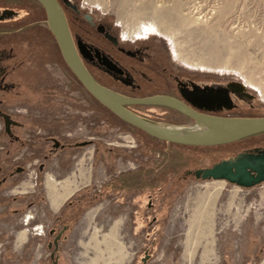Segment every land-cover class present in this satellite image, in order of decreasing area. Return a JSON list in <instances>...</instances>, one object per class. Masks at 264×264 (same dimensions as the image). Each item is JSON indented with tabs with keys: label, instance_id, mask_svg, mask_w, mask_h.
<instances>
[{
	"label": "rangeland",
	"instance_id": "rangeland-1",
	"mask_svg": "<svg viewBox=\"0 0 264 264\" xmlns=\"http://www.w3.org/2000/svg\"><path fill=\"white\" fill-rule=\"evenodd\" d=\"M78 1L111 16L124 34L132 38L149 37L152 43L165 48L177 65L198 73H210L215 81L227 83L231 92L245 98L242 99L245 105H251L250 109L245 107V113L264 115V0ZM174 3L176 8H170ZM187 6L192 7L189 14V10L183 9ZM12 12H18L20 16L6 18L8 22L0 21V28H9L6 34H0V48L9 45L18 55L31 58L18 77L22 86H26L19 98H29L28 89L31 88L33 100L40 98L43 95L40 92L49 90L46 83L55 78L65 88H68L67 84L71 86L73 97H78L79 90L85 99L84 113H78L80 119H74L76 121L64 132L69 133V141L85 140L87 143L81 149L71 150L74 156L70 160V167L75 162L73 172L60 180L68 178L73 182H81L80 176L73 177L76 170L81 168L84 171V183L80 185L88 184L82 187L84 191L81 192L89 198L94 190H99L102 183L117 173L131 172L143 165L144 169L149 168L150 178L164 180L166 202V216L159 232L154 235L158 244L148 264H253L258 246L264 249V182L251 188H242L224 180H196L191 172L210 167L226 157L232 158L246 146L245 142L264 145V133L206 149L154 141L103 107L98 112V104L75 76L65 71L67 66L61 61L55 42L50 39L44 26L39 25L45 14L43 7L35 0H0V15L6 17ZM53 89L64 96L56 87ZM11 111L14 113L15 110ZM51 162L47 161L49 167H52ZM186 170H189L188 174ZM38 176L41 177V174ZM47 176L50 177L46 179L53 175ZM210 193L214 194L213 201L204 205L205 197ZM133 195L130 192L117 196L105 193L101 202L84 210L68 233L64 245L60 246L61 258L68 264H79L80 260L83 264L93 258L95 252L89 245L90 237L95 236L96 240L101 241L115 220H120L115 235L117 245L108 249L101 246V256L109 259V264H116L117 261L122 264L126 259L136 258L143 243L147 242L143 239L145 229L132 225V219L128 216L126 228L121 234L123 219H115L124 210L129 212L128 205ZM158 199L156 197L154 201L158 202ZM196 207H204L209 214L207 219L204 215L201 217L200 224L209 226L211 239L200 230H195L197 236L192 239L195 244L191 245V249H194L193 246L196 249L187 259L184 247L188 220ZM43 209L48 210L47 204H44ZM43 209L40 206L33 207V219L28 222L18 221L21 220L20 214L9 216L6 221L0 219V241L24 229L28 234L26 248L21 253V264H26L27 255L33 258L35 247L39 250L35 258H38L39 264L43 262L46 250H42L41 245L48 242V229L53 221L52 218H46ZM110 219L115 220L107 225V230L103 226ZM140 219V215L134 216L135 223L140 222ZM124 234H128L130 241L134 242L133 247L130 241L123 238ZM206 239L211 240L209 247H214V253L207 258L202 255ZM118 252L120 255H117ZM257 253L261 254L260 257L264 256V250ZM10 256L12 260L14 256L8 247L6 253L0 255V263L3 264L5 258ZM11 260L8 264L13 262Z\"/></svg>",
	"mask_w": 264,
	"mask_h": 264
},
{
	"label": "flooded vegetation",
	"instance_id": "flooded-vegetation-1",
	"mask_svg": "<svg viewBox=\"0 0 264 264\" xmlns=\"http://www.w3.org/2000/svg\"><path fill=\"white\" fill-rule=\"evenodd\" d=\"M58 2L64 12L71 35L70 38H72L78 56L89 74L102 86L134 99L153 96L170 97L195 113L203 115H253L245 113V107L250 109L251 105L246 104V106L242 100L245 98L231 92L227 83L215 81L210 73H198L177 65L171 59L168 51L152 43L149 37L132 38L128 34H124L111 16L99 12L97 9L88 8L78 0H58ZM19 16L18 12H12L0 19V21L8 22L6 18L14 19ZM41 20L42 22L40 21L39 25L44 26L51 37L50 39L55 42V38H53L46 25L45 14ZM8 31V27L2 26L0 28V34H6ZM13 49V47L9 48V45L0 48V192L8 193V197L16 199L22 192L30 194L33 191V184L34 186L37 184V176L42 174L44 169H47L46 175H55L52 167H49L47 163L53 157L51 153L36 163H33V161L29 163L23 162L14 156L26 152L31 137L42 136L45 130H54L52 132L55 133L47 137L50 142L48 149L51 152H55L58 149L69 151L74 148L81 149L85 147L87 142L85 140L69 141L67 138L69 133L64 132V130H68L72 126L73 121H76L74 119H80L79 114L84 113L85 99L83 94L79 93L78 90V97H73L70 92L71 86L67 84L68 88L60 89L56 87L64 96L60 95L58 91L56 92L55 89L49 88L48 92H40L39 94L43 95L35 100H33V95L32 98H19L22 92L25 91L26 86H22L18 77L23 67L27 63L29 64L28 61L31 58L18 55ZM60 59L64 63L61 55ZM67 69L65 71L69 72L70 70ZM31 70L33 74L32 67ZM30 91L33 92V89L31 88ZM34 92L37 94L38 91L35 90ZM39 94L36 96L39 97ZM58 94L59 97L57 98ZM92 99L98 104L99 112V109L103 106L93 97ZM70 107L74 111L72 114H69L68 108ZM103 108L106 109L105 107ZM125 108L146 121L162 126L185 127L192 126L195 123L190 116L163 105L128 104L125 105ZM11 109L15 110L14 113ZM108 112L111 113L109 110ZM112 115L115 116L114 114ZM247 143L245 142L246 146L233 155L232 158L239 153L256 154L264 149V145ZM228 158L226 157L225 159ZM74 164L75 162L68 172L62 174L63 176L56 174L54 177L60 176L64 178L65 176H70L73 172ZM149 172V168L146 170L143 165H140L131 172L117 173L115 177L102 183L99 190H94V193L89 198H86V195L81 192L84 191L82 187L88 185L84 184L79 185L57 208H53L50 204L53 210L50 209L44 212L46 218H52L53 220L52 226L48 229L49 240L51 241L48 240L46 244L41 245V249L46 250L42 264H68L66 260L64 261L61 258L59 253L60 246L64 245L68 238V233L77 223L78 216L84 210L101 202L105 193L110 196H117L118 194L129 192L134 193L128 205L129 212L127 213V210H124L123 213L115 217V219H123L119 233L122 234L125 230L127 217L129 216L132 219V225L145 229L143 239L147 242L146 244L143 243V248L136 255V258L126 259L122 264H148L158 244L154 235L159 232L162 220L166 216L164 180L150 178ZM61 178L54 180L51 177L50 179L56 182ZM263 182L261 181L251 187L260 185ZM156 197L159 198L158 202L154 201ZM83 198H86V200L82 201ZM49 203L48 200H44V204H47V206ZM86 203H88L87 206ZM35 206L32 201H28L23 209H20V207L13 208L8 216L20 214L21 219L27 216L31 220L33 219V211L31 209L35 208ZM59 209L61 211L57 212ZM55 213L57 214L54 215ZM135 215L141 216L140 222H134ZM115 219L107 220L103 227L108 230L107 225L111 224ZM18 221L22 220L18 219ZM60 222L61 225H59ZM115 223L114 235H116L120 226V220H115ZM12 228L13 225L9 230L11 231ZM17 235L18 233H14L11 237L7 236L8 238L0 241V247L2 248L0 249V255L2 253L5 254L8 247H10V251L14 256L12 260L11 256L6 257L3 264H8L10 260L13 261L10 264H21V261H23L21 260V253L26 248L27 242L20 243ZM23 235L21 233L19 238L21 239ZM124 235L123 238L130 241L129 235ZM26 239H29L27 233ZM129 244H132L130 246L133 247L134 242L130 241ZM213 249L214 247H212ZM263 250L261 245H259L257 252H262ZM37 251L39 250L35 247L33 258H31L30 254L27 255L26 264H39L38 258H35L38 255L36 254ZM257 252L253 264H263L264 256L260 257L261 254ZM211 253L213 254L214 252ZM81 262L80 260L79 264ZM83 264L92 263L88 259ZM116 264H121V261H117Z\"/></svg>",
	"mask_w": 264,
	"mask_h": 264
},
{
	"label": "water",
	"instance_id": "water-1",
	"mask_svg": "<svg viewBox=\"0 0 264 264\" xmlns=\"http://www.w3.org/2000/svg\"><path fill=\"white\" fill-rule=\"evenodd\" d=\"M44 9L46 25L51 32L58 52L75 79L97 102L112 114L145 134L158 140L182 146L212 147L230 144L264 132L262 116H218L198 114L166 96L134 99L123 96L94 80L83 65L74 47L64 12L58 0H36ZM9 15V14H7ZM5 17L0 15V19ZM128 104H156L176 109L194 119L192 126H162L131 112ZM196 180H224L227 183L249 188L264 181V149L259 153H239L210 167L191 172Z\"/></svg>",
	"mask_w": 264,
	"mask_h": 264
},
{
	"label": "crops",
	"instance_id": "crops-1",
	"mask_svg": "<svg viewBox=\"0 0 264 264\" xmlns=\"http://www.w3.org/2000/svg\"><path fill=\"white\" fill-rule=\"evenodd\" d=\"M46 85L48 86V88H53V87H57V88H65L63 85L61 84L59 80L52 78L51 81L48 83H46ZM30 91V89H28ZM33 92L30 91V98H32ZM57 98L59 97L56 96ZM69 110V114H72L74 111L73 109L68 108ZM54 130H45L44 134L42 136H34L31 137L29 140V146L27 147L26 152L23 153H19L14 155L15 157L19 158L20 161L23 162H32L36 163L40 160H43L44 157H47L50 155V153L52 154V158L50 159L52 162V169H53V174H65L66 172H68V170H70V160L72 158L71 155V151L69 150H64V149H58L57 151H50L49 145L50 142L48 141V136L53 135L54 133L52 132ZM46 170L44 169V171L41 174V177L37 176V184L34 186L33 184V191L30 194H24L25 192H22L21 195L19 197H17L16 199H12L11 197H8L9 194L5 193V192H0V219H3V221L8 220L9 219V213L11 212V210L13 208H17L20 207V209H23L25 207V204L28 201H32L33 204H35L36 206H39L41 204V209H43L42 204H44V200H48V194H47V189L45 186V181H46V177H48L46 175ZM54 175V176H55ZM53 178V176H51ZM55 178H61V177H55ZM53 178V179H55ZM53 210L50 207V204L48 205V210ZM47 211L46 209L42 210ZM21 220L27 222L30 219H28L27 216L23 217ZM26 231H20L17 235V239L20 243H23L26 239ZM23 233V237L20 239L19 235Z\"/></svg>",
	"mask_w": 264,
	"mask_h": 264
},
{
	"label": "bare ground",
	"instance_id": "bare-ground-1",
	"mask_svg": "<svg viewBox=\"0 0 264 264\" xmlns=\"http://www.w3.org/2000/svg\"><path fill=\"white\" fill-rule=\"evenodd\" d=\"M170 8H176V3H174L172 6H170ZM190 8H192V7L187 6V7H184L183 9L189 10L188 11V14H189V13H191ZM83 174H84V171L81 168H78L73 175V177L80 176L81 182H73V181H70L68 178H66V179L60 180V181H58V183H56V182H53L50 178H47L45 181V186H46V189L48 190L47 194H48V199L50 202L49 204H51V206L53 208H57L61 204V202H63V200L72 193V191L74 189H76L80 184L84 183V179H82ZM48 177H50V176H48ZM221 186L222 185H220V187ZM205 198H206V200L204 202V205L206 203L209 205V203L213 201L214 194H211V193L207 194V196ZM203 215L206 216V219L209 218L208 217L209 214L204 210V207H200L199 209H198V207H196L195 210L193 211V213L190 215V218L188 220V228H187V232H186L185 247H184V251H185V255H186L187 259H190V257L192 256V254L195 251L194 249H196L195 246H193L194 249H191V245L195 244L192 239L196 238L197 229L200 230V232H203L202 234L205 235V237L210 238L211 229L209 228V226L207 227L205 224L204 225L200 224V220H201V217ZM115 226H116V223L112 226V228L110 230L111 232L109 231L108 234H105L102 236L101 241L96 240L97 238L95 239L94 235H93L94 237H90L89 245L91 246V248H94V252H95L93 258L89 259L90 263H92V264H109L108 263L109 259L108 260L104 259L103 256H101L102 252L100 250V247L105 246L104 248L108 249V248H111L112 246L114 247L117 245V244L115 245V235H114ZM199 228H201V229H199ZM210 241L211 240L208 241V239H206V242L203 245V252H202L203 257L205 256L207 258L209 255H212L211 252H213V250L209 247ZM117 248H118V246H117ZM118 251H120V250L118 249ZM118 254H119V252L117 253V255ZM109 257H110V255H109ZM111 257L113 258L112 255H111ZM114 260H116V259H114Z\"/></svg>",
	"mask_w": 264,
	"mask_h": 264
},
{
	"label": "trees",
	"instance_id": "trees-1",
	"mask_svg": "<svg viewBox=\"0 0 264 264\" xmlns=\"http://www.w3.org/2000/svg\"><path fill=\"white\" fill-rule=\"evenodd\" d=\"M36 1V0H35ZM37 2V1H36ZM38 3V2H37ZM130 126V125H129ZM132 129H134V130H136V131H138L139 133H141V134H143V135H145V136H147V137H149V138H151L152 140H154V141H157V142H164V141H161V140H158V139H156V138H153V137H151V136H149V135H147V134H145L143 131H141V130H139V129H137V128H135V127H133V126H130ZM264 133V132H263ZM260 134H262V133H260ZM246 139H248V138H246ZM246 139H241V140H246ZM240 140V141H241ZM236 142H239V141H236ZM236 142H233V143H236ZM166 143V142H165ZM170 144V143H169ZM230 144H232V143H230ZM173 145H175V144H173ZM178 146H182V145H178ZM182 147H192V146H182ZM215 147V146H214ZM192 148H198V149H200V148H210V147H192ZM188 171L189 170H186V174H188ZM191 175L193 176V174L191 173ZM194 177V176H193ZM84 200H86V198H83L82 199V201H84Z\"/></svg>",
	"mask_w": 264,
	"mask_h": 264
}]
</instances>
